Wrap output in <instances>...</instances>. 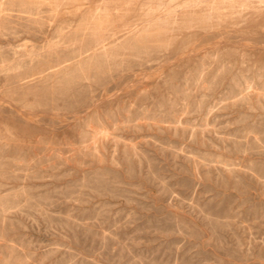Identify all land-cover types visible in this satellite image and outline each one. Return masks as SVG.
I'll return each instance as SVG.
<instances>
[{
    "label": "rangeland",
    "instance_id": "obj_1",
    "mask_svg": "<svg viewBox=\"0 0 264 264\" xmlns=\"http://www.w3.org/2000/svg\"><path fill=\"white\" fill-rule=\"evenodd\" d=\"M0 264H264V0H0Z\"/></svg>",
    "mask_w": 264,
    "mask_h": 264
}]
</instances>
